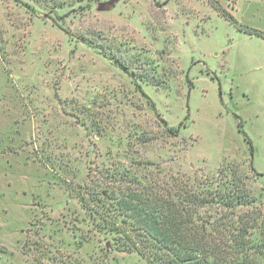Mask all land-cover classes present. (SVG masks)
I'll return each instance as SVG.
<instances>
[{
    "label": "rangeland",
    "instance_id": "374dc122",
    "mask_svg": "<svg viewBox=\"0 0 264 264\" xmlns=\"http://www.w3.org/2000/svg\"><path fill=\"white\" fill-rule=\"evenodd\" d=\"M245 29L264 0H0V264H148L80 203L112 168L248 193L199 215L229 252L234 209L264 264V36Z\"/></svg>",
    "mask_w": 264,
    "mask_h": 264
},
{
    "label": "trees",
    "instance_id": "16d2710c",
    "mask_svg": "<svg viewBox=\"0 0 264 264\" xmlns=\"http://www.w3.org/2000/svg\"><path fill=\"white\" fill-rule=\"evenodd\" d=\"M214 7L231 23L236 22L224 9ZM245 30L264 36V32L257 29ZM245 139L250 145L246 135ZM106 172L110 181L103 180L105 186L98 190L96 185L83 187L78 196L88 215H97V224L112 235L114 244L136 251L148 264H256L244 252L249 246L250 226L231 224L234 209L225 210V221H230L226 222V227L232 226L228 232L236 246L229 252L216 248L213 239L209 238V222L199 215L205 207L234 208L237 205L233 202L234 197L241 205L249 203L252 200L248 193L233 195L225 191L203 190L179 177L172 178L168 187L148 186L129 176L124 169L112 168Z\"/></svg>",
    "mask_w": 264,
    "mask_h": 264
},
{
    "label": "crops",
    "instance_id": "0c3cea01",
    "mask_svg": "<svg viewBox=\"0 0 264 264\" xmlns=\"http://www.w3.org/2000/svg\"><path fill=\"white\" fill-rule=\"evenodd\" d=\"M248 34H249V35H256V34H254V33H249V32H248ZM257 36H258V35H257Z\"/></svg>",
    "mask_w": 264,
    "mask_h": 264
}]
</instances>
